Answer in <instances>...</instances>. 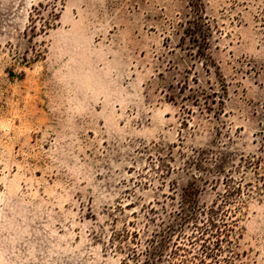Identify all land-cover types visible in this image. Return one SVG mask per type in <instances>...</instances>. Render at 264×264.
<instances>
[{"label": "rangeland", "instance_id": "obj_1", "mask_svg": "<svg viewBox=\"0 0 264 264\" xmlns=\"http://www.w3.org/2000/svg\"><path fill=\"white\" fill-rule=\"evenodd\" d=\"M230 177L264 264V0H0V264H124Z\"/></svg>", "mask_w": 264, "mask_h": 264}, {"label": "trees", "instance_id": "obj_2", "mask_svg": "<svg viewBox=\"0 0 264 264\" xmlns=\"http://www.w3.org/2000/svg\"><path fill=\"white\" fill-rule=\"evenodd\" d=\"M194 32L203 36L196 24L190 35ZM195 177L202 180L199 175ZM238 181L226 179L222 191H214L209 203L199 201L204 188L196 181L182 187L167 218L157 217L141 234L132 233V247L124 264H235L239 256L237 224L244 199L253 192L251 186ZM210 186L213 188L214 182Z\"/></svg>", "mask_w": 264, "mask_h": 264}]
</instances>
